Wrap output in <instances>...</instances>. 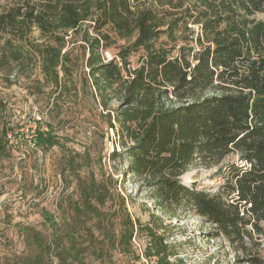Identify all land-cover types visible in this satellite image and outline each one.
Masks as SVG:
<instances>
[{
	"label": "trees",
	"instance_id": "trees-1",
	"mask_svg": "<svg viewBox=\"0 0 264 264\" xmlns=\"http://www.w3.org/2000/svg\"><path fill=\"white\" fill-rule=\"evenodd\" d=\"M263 12L264 0H7L0 4V70L12 84L39 67L40 83L56 90L70 84L77 93L72 79L80 62L71 53L79 37L85 84L124 147L128 173L158 209L200 217L212 236L246 252L241 263L264 264V254L248 247L255 234L264 236ZM114 44L117 55L108 60L104 51ZM5 112L0 96L2 154L14 132ZM36 122V145H63L52 124L45 130ZM198 166H216L223 181L215 190L181 181ZM76 177L79 212L111 219L108 246L130 247L145 231L148 264H176L165 235L135 221L123 198L116 204L95 177ZM68 234L69 246L55 254L61 264L82 253ZM39 246L36 264L51 255V244Z\"/></svg>",
	"mask_w": 264,
	"mask_h": 264
},
{
	"label": "rangeland",
	"instance_id": "rangeland-1",
	"mask_svg": "<svg viewBox=\"0 0 264 264\" xmlns=\"http://www.w3.org/2000/svg\"><path fill=\"white\" fill-rule=\"evenodd\" d=\"M4 3L7 0H0ZM257 17L264 19V12ZM79 39L71 53L80 62L72 79L77 93L70 84L56 90L40 83L45 80L39 67L31 78L21 76L12 84L0 70L4 121L14 128V132L9 130L8 153H0V264H36L39 244L45 243L52 245L51 255L43 257L41 264H61L55 254L61 255L64 246H69V232L76 235L75 243L82 250L79 260L70 264H148L150 260L143 255L145 231L137 233L130 247L114 248L103 238L111 229V219L100 222L79 212L82 199L77 174L83 182L95 177L108 188L116 204L125 200L135 221L165 235L170 259L176 264H245L240 261L246 252L229 245L223 237L212 236L214 228L194 214L180 213L176 218L158 209L148 189L128 173L121 154L124 147L109 128L105 112L94 102L91 87L85 84L88 68ZM116 46L104 51L108 60L117 55ZM138 56H131L134 65ZM37 120L45 130L47 123L52 124L54 134L64 138L63 145H36ZM116 150L119 156L112 159ZM215 171L216 166L191 168L181 181L213 191L223 181ZM263 245L264 236L255 234L249 252L264 254Z\"/></svg>",
	"mask_w": 264,
	"mask_h": 264
},
{
	"label": "water",
	"instance_id": "water-1",
	"mask_svg": "<svg viewBox=\"0 0 264 264\" xmlns=\"http://www.w3.org/2000/svg\"><path fill=\"white\" fill-rule=\"evenodd\" d=\"M239 159H241V160H242V159H245V155H240V156H239Z\"/></svg>",
	"mask_w": 264,
	"mask_h": 264
}]
</instances>
